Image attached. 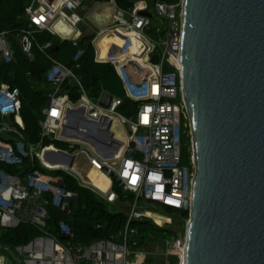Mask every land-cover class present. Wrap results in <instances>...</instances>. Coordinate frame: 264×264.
<instances>
[{"label":"built area","instance_id":"1","mask_svg":"<svg viewBox=\"0 0 264 264\" xmlns=\"http://www.w3.org/2000/svg\"><path fill=\"white\" fill-rule=\"evenodd\" d=\"M87 2L93 6L88 7ZM181 5L182 0L175 3L156 0L149 8L145 0H137L123 11L118 9L116 0H28L20 17L26 21L25 28L0 32V63L15 62L13 45L29 62L34 59V49L50 62L45 73L49 91L38 122L40 141L25 139L19 90L0 82V232L20 224H30L40 232L25 244L13 248L0 246L11 258V261L8 257L4 261L0 258V264H145L143 253L131 249L138 234L134 223L148 220L163 228L171 224L163 209L189 214L195 161L192 143L188 163L182 160L183 128L187 127L190 133V126L181 91ZM104 7L112 9L115 15L112 23L89 34L93 35L90 45L94 62L113 68L124 97L137 105L131 118L119 113L123 108L121 99L111 96L108 106L103 107L100 101L104 93L96 99L89 97L83 77L77 72L82 50L69 59V65L62 64L47 53L52 48L50 41L39 44L36 40L38 34L45 33L76 46L84 37L80 27L96 9ZM143 11L151 18L140 15ZM152 19L159 26H153ZM105 36L117 37L121 45L108 43L102 55L99 43ZM29 76L30 72H26L25 77ZM65 82L75 88V101L61 92ZM115 117L119 119L123 138L112 131ZM108 122L112 138L120 143L112 159L102 158L88 143L61 136L63 126L71 134L89 132L108 155L112 145L100 138V130ZM88 123L96 126L90 128ZM43 141H59L66 148L44 146ZM59 154L65 157L63 163L57 162ZM80 157L85 163H78ZM57 171L109 205L122 208L119 211L125 214L124 228L109 239L89 245L73 242V233L63 221L56 225L62 241L50 234L46 229L47 208L69 213L76 198L63 188V179L53 175ZM90 171L106 177L105 191L91 181ZM113 181L122 197L112 190ZM164 246L166 256L175 257L177 264H185V236L164 240Z\"/></svg>","mask_w":264,"mask_h":264},{"label":"water","instance_id":"2","mask_svg":"<svg viewBox=\"0 0 264 264\" xmlns=\"http://www.w3.org/2000/svg\"><path fill=\"white\" fill-rule=\"evenodd\" d=\"M181 7V91L195 161L185 264H264V0H182ZM110 100L104 93L100 105ZM109 128L100 130L113 148L108 155L89 132L63 126L61 136L112 159L120 143Z\"/></svg>","mask_w":264,"mask_h":264},{"label":"trees","instance_id":"3","mask_svg":"<svg viewBox=\"0 0 264 264\" xmlns=\"http://www.w3.org/2000/svg\"><path fill=\"white\" fill-rule=\"evenodd\" d=\"M137 0H116L119 10H127ZM148 7H152L156 0H145ZM168 3H175L179 0H160ZM28 0H0V32L14 31L25 28L26 21L21 19ZM93 35L84 36L74 46L71 42L60 41L45 33L38 34L36 40L39 44L48 41L52 48L47 53L57 62L67 64L69 59L79 50L82 55L79 59L77 72L82 75L84 86L89 97L96 99L102 93H108L112 97L122 100L123 108L119 113L131 118L135 115L137 105L124 97V92L113 68L107 64L94 62V50L90 45ZM56 48V51L54 49ZM15 62L11 64L0 63V82L7 83L12 88H17L21 98L20 115L24 123L25 139L31 142L40 141V128L38 122L41 120L40 108L47 100L49 86L45 83V73L50 67V62L45 55L34 49V59L27 61L20 53L18 47L13 45ZM30 72L29 77L25 73ZM11 73L12 75H9ZM94 79V80H93ZM61 92L68 93L71 100L75 101V88L68 82L61 87ZM182 160L188 163L190 156V135L188 128H183L181 137ZM53 145L58 149H65V144L59 141H43V145ZM7 172L16 173L15 169H5ZM53 175L63 179V188L76 195L75 200L70 204L69 213L49 206L47 208L48 219L46 221L47 231L62 241L56 230L58 222L63 221L69 226L73 233L72 241L89 245L98 240L109 239L124 228L125 214L119 210H110L108 203L90 190L80 187L76 181L67 174L57 171ZM112 190L122 197L121 190L113 181ZM129 198V196H128ZM166 216L179 217L181 223L189 219L187 212H174L170 209H163ZM138 234L133 239V251H142L149 243L155 242L164 244V240L178 237V234L167 229L157 227L152 221L142 220L134 223L133 226ZM40 234L39 230L30 224H20L15 229L0 232V245L13 248L17 245L27 243L29 240ZM151 261H145V264Z\"/></svg>","mask_w":264,"mask_h":264},{"label":"rangeland","instance_id":"4","mask_svg":"<svg viewBox=\"0 0 264 264\" xmlns=\"http://www.w3.org/2000/svg\"><path fill=\"white\" fill-rule=\"evenodd\" d=\"M115 13L112 9L109 8H98L94 11L93 16L89 20L90 24L92 27L89 29L87 28L88 25H84L80 27V30L83 34H90L91 32L103 29L106 27L108 24L112 23L113 17ZM152 25L153 26H159V24L156 23L154 19H152ZM112 131L115 134L116 137L118 138H123L124 133L122 131V128L119 124V119L118 117H115L113 123H112ZM190 135V133H189ZM190 145H191V136H190ZM81 162L85 163V159L80 157L78 159V163L80 164ZM87 170V169H86ZM84 171L81 172L82 175H84ZM89 180V179H88ZM110 210H122V208H119L118 206H113L109 207ZM171 220V224L164 226L163 229H167L169 231H173L174 233L176 232L178 235H181L182 237L185 236L186 232V225L188 223V219H185L183 223H181L179 217H170L168 218ZM143 257L145 258V261H151L154 264H177V259L173 256H166L165 254L167 253V249L164 246V244H159L155 242L149 243L146 247L143 248L142 251ZM147 264H150L148 262Z\"/></svg>","mask_w":264,"mask_h":264},{"label":"bare ground","instance_id":"5","mask_svg":"<svg viewBox=\"0 0 264 264\" xmlns=\"http://www.w3.org/2000/svg\"><path fill=\"white\" fill-rule=\"evenodd\" d=\"M108 43H112V44H115V45H121V42H120V40L117 37H108V36L103 37V39L99 43L102 55L105 54L106 45ZM88 177L102 191H105L107 189L108 180L102 174L96 173L95 171H90L89 174H88Z\"/></svg>","mask_w":264,"mask_h":264},{"label":"crops","instance_id":"6","mask_svg":"<svg viewBox=\"0 0 264 264\" xmlns=\"http://www.w3.org/2000/svg\"><path fill=\"white\" fill-rule=\"evenodd\" d=\"M86 4H87L88 7H92V6H93V5L91 4V2H87ZM93 14H94V13H93ZM88 24L90 25V26L87 27V28L89 29V28L92 27V26H91V24H90V22H89V19H86L84 25L86 26V25H88ZM84 25H83V26H84ZM84 36H89V34H84ZM0 246H1V245H0ZM4 257H8L7 259H9V260L11 261L10 256H8V255H6L5 253H3V252L1 251V249H0V258L3 259V261L6 260Z\"/></svg>","mask_w":264,"mask_h":264}]
</instances>
